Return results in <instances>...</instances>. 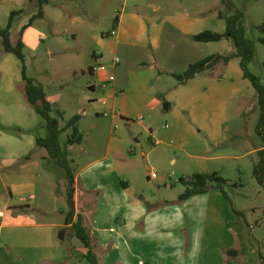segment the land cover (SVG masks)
Listing matches in <instances>:
<instances>
[{
  "label": "crops",
  "instance_id": "0c3cea01",
  "mask_svg": "<svg viewBox=\"0 0 264 264\" xmlns=\"http://www.w3.org/2000/svg\"><path fill=\"white\" fill-rule=\"evenodd\" d=\"M92 1L89 6L88 0L83 5L81 0H48L43 15L29 24L39 10L37 0H0V15L5 9L8 13L20 11L11 28L13 44L27 25L22 34L24 54L29 51L36 56L35 51L51 40L40 27L44 23L53 36L60 35L63 29L59 27H64L65 33H73L74 41L82 33L76 31L77 24L81 30L87 27L100 48L89 64L93 80L88 85L94 95L91 102L106 119L103 125L86 130L81 118L77 125L82 141L68 146L76 168L74 221L82 215L105 263L264 264L253 226L243 211L236 208L243 216L232 211L222 191L178 201L186 189L184 184L175 185L181 178L196 173L225 175L230 163L257 154L262 147L260 143L245 153L228 147L243 141L239 138L230 143L229 137L230 133L238 137L244 133L242 116L259 108L258 93L244 77L239 57L198 73L186 83L174 76L211 55L235 54L231 39H193L207 30L226 31L227 23L219 22L221 14L213 12V0ZM110 21L112 30L105 27ZM46 50L54 51L50 45ZM3 52L0 249L6 247V257L0 264H81L87 260L86 249L73 224L67 223L68 186L63 188L67 172L37 144L47 134V123L26 98L23 69H27V56L24 65L14 53ZM83 53L82 46L73 52L75 62ZM98 65L101 69L95 70ZM44 89L63 114L60 97L50 96L45 85ZM67 121L63 114L62 127ZM72 133V128L61 133L62 145L68 144ZM126 140L130 146L137 141L142 154H147V182L157 181V194L143 196L137 189L144 170L138 165L137 150L130 149L134 157L125 163L114 156L116 141ZM154 157L163 175L156 172ZM71 228L76 239L67 244ZM62 231L64 239L60 238ZM228 250L236 253L229 255Z\"/></svg>",
  "mask_w": 264,
  "mask_h": 264
},
{
  "label": "rangeland",
  "instance_id": "374dc122",
  "mask_svg": "<svg viewBox=\"0 0 264 264\" xmlns=\"http://www.w3.org/2000/svg\"><path fill=\"white\" fill-rule=\"evenodd\" d=\"M233 1L237 7H239L245 13V26L248 37L256 41L255 56L253 61L250 63V70L254 74L260 76L262 82L264 83V44L258 41L260 32L257 29V26L264 22V0ZM81 3L83 5L85 0H81ZM211 3L214 4L212 7L213 12L216 14H221L219 22L223 21L222 24L226 25V17L232 13L227 4L223 0H213ZM93 4L94 3L92 0H88L89 6H92ZM211 12L212 11H207V13L210 14ZM10 14L11 12L8 13V11L5 9L3 14L0 15V28H2V26H7ZM78 26L79 24H77L76 31L82 33L79 34L78 40L74 41L73 33H65L64 27H59V29H63L60 32V35L53 36L50 26L47 23L40 24V27H43L47 30V34L50 36L51 40L42 44L39 49L35 51L34 55L36 56L31 55L29 51H25L27 56L26 73L29 77L34 78L40 84H44L50 96L60 97V104L62 105L61 110L64 112L63 114L66 120H70L73 116L80 114L82 115L81 127L88 130L93 128L95 125H103L104 119H106V117L99 115L100 109L95 107V103L91 102V98L94 95H92L89 91L88 85L93 80L89 70V64H92L93 62V52L95 50L96 52H98V50L100 52V48L97 45V42L90 37L91 32L89 28L86 27L81 30ZM105 27L111 28L112 30V21H110L109 24H105ZM17 38L18 32H15L13 40L16 41ZM48 45H50L52 50H54L52 53L47 52L46 49ZM81 46L84 50V53L80 58H76L75 62V55L73 52L75 50L79 51ZM66 48L67 52L64 54L63 51ZM3 51L4 49L2 41L0 39V62L2 56L5 53ZM54 53L56 56H53ZM71 53L73 61H70ZM82 69H85V71L83 72ZM9 77L10 76H7L6 78L9 79ZM77 99H81L79 101L82 103H78ZM52 104H54L56 109L54 110L53 114L56 115L59 105L57 103ZM259 117L260 109L258 107L251 108L245 117L242 116L241 121L244 126V133L241 134L240 137L233 133H230L229 136L231 141L230 143L236 142L239 138L243 139V141L236 143L238 146L234 147L233 145L228 144V147L233 152L245 153L248 150L255 148L260 143L262 144L261 138L256 131ZM116 136H120L119 131H116ZM142 139L143 136H141V140ZM116 142L117 143L114 144V156L118 157L120 160H123V162L126 159L128 161V158L134 157V153L130 152V149H134V151L137 150L136 154L140 155L138 165L140 168L144 169L143 173L137 180V189L140 190V195L144 196L146 194H157V181H154L151 184H148L147 182L149 181L148 174H150V171L146 166L150 165V161L147 159V154H142L141 144L137 141H134L133 145L130 146L128 145V140ZM88 143H92V140ZM258 160V153H255L242 160L233 161L235 164L230 163L232 166H228L225 175H219L221 177L226 176V178L230 179V181L226 179V190L233 200L236 208L246 214L251 226H253L251 231L257 237L256 242L258 241L257 247L259 248L258 250H260V254L264 256V186L260 185L254 176V166L257 164ZM151 161L159 168V170L156 172L159 175H163L164 170L156 164L155 157L151 158ZM237 165L238 168H236ZM174 178L177 177L174 176ZM168 181L172 182L170 180ZM175 185H179L178 187H180L182 183H175ZM67 186L68 182L67 185L66 183L63 184L64 191ZM73 239L75 240L76 238L74 236V230L71 228L69 229V237L68 240H66V243L71 244ZM70 240L72 242H70ZM78 241L80 242L79 239ZM2 248L6 249V247ZM3 249H0L1 261H4L6 257ZM257 256H259V251L257 252ZM80 263L90 264L87 260H83Z\"/></svg>",
  "mask_w": 264,
  "mask_h": 264
},
{
  "label": "trees",
  "instance_id": "16d2710c",
  "mask_svg": "<svg viewBox=\"0 0 264 264\" xmlns=\"http://www.w3.org/2000/svg\"><path fill=\"white\" fill-rule=\"evenodd\" d=\"M39 4L38 12L30 19L29 24L43 15V7L48 3V0H37ZM229 9L231 15L226 17L227 28L224 33H218L214 31H204L193 36L196 41L212 42L220 41L222 39H231L234 41L236 52L233 55L214 54L203 60L192 63L186 71L179 74H174L176 78L182 83H186L194 78L198 73L209 70L212 67L219 65L220 63H228L233 57L240 58L241 68L244 73V77L248 79L254 89L258 93V104L260 109V117L257 124L256 131L261 138L262 147L258 151L259 160L254 166V176L258 183L264 186V83L260 76L254 74L250 70V63L253 61L256 50V41L249 38L247 35V29L245 26L246 16L233 0H223ZM20 14V11H13L11 13L9 22L6 27L0 28V37L2 38V44L6 52L14 53L18 56L25 65L24 43L22 39L23 30L21 31L20 38L16 44L11 41V28L13 22ZM118 20V17L115 19ZM260 32L258 41L264 44V22L257 26ZM23 77L25 81V93L26 98L30 106L34 107L37 112L46 120L47 134L45 137L37 139L38 146L46 148L48 154L56 161L57 164L62 166L67 172V198L69 211L67 214V223H72L75 229L78 239L86 249L84 257L90 262V264H110L102 262L98 256L97 248L93 237L91 236L89 227L85 224L81 214L77 215V220L74 221L76 216V168L72 164L70 158L69 144L82 141V135L79 133L78 122L82 115L77 114L73 116L66 125L62 127L61 120L63 114L57 111L54 112V105L47 98L44 86L37 82L34 78L27 75L24 66ZM73 129V133L68 139L67 145H62L60 142V135L67 129ZM180 182L185 185V191L180 195L178 201H184L196 194L206 193L211 190H220L224 193L225 197L229 200L232 211L237 215L243 213L236 209L231 197L229 196L225 185L227 180L221 177L218 173H196L187 178H181ZM236 253L235 250H228L227 254L231 255ZM264 260V259H263Z\"/></svg>",
  "mask_w": 264,
  "mask_h": 264
},
{
  "label": "built area",
  "instance_id": "2783aa9c",
  "mask_svg": "<svg viewBox=\"0 0 264 264\" xmlns=\"http://www.w3.org/2000/svg\"><path fill=\"white\" fill-rule=\"evenodd\" d=\"M115 33H116V30H113V31H112V34H115ZM116 61L119 62V58H117ZM94 69H95V70H100L101 67L98 65V66H95ZM104 86H106V85H104Z\"/></svg>",
  "mask_w": 264,
  "mask_h": 264
},
{
  "label": "water",
  "instance_id": "95a60500",
  "mask_svg": "<svg viewBox=\"0 0 264 264\" xmlns=\"http://www.w3.org/2000/svg\"><path fill=\"white\" fill-rule=\"evenodd\" d=\"M60 238H61V239H64V238H65V232H64V231H62V233H61V235H60Z\"/></svg>",
  "mask_w": 264,
  "mask_h": 264
}]
</instances>
